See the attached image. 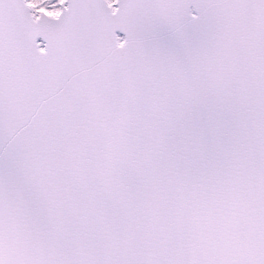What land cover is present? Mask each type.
Masks as SVG:
<instances>
[{"label":"snow or ice","instance_id":"obj_1","mask_svg":"<svg viewBox=\"0 0 264 264\" xmlns=\"http://www.w3.org/2000/svg\"><path fill=\"white\" fill-rule=\"evenodd\" d=\"M0 264H264V0H0Z\"/></svg>","mask_w":264,"mask_h":264}]
</instances>
